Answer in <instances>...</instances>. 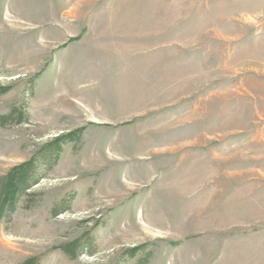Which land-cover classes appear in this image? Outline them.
<instances>
[{"label": "rangeland", "instance_id": "374dc122", "mask_svg": "<svg viewBox=\"0 0 264 264\" xmlns=\"http://www.w3.org/2000/svg\"><path fill=\"white\" fill-rule=\"evenodd\" d=\"M23 105L0 176L82 133L0 264H264V0H0V117Z\"/></svg>", "mask_w": 264, "mask_h": 264}, {"label": "trees", "instance_id": "16d2710c", "mask_svg": "<svg viewBox=\"0 0 264 264\" xmlns=\"http://www.w3.org/2000/svg\"><path fill=\"white\" fill-rule=\"evenodd\" d=\"M5 91H7L6 88L2 89V92ZM12 118L18 122L27 121L25 106L23 105L19 109L14 108L6 116H1L0 125ZM81 133L82 129L80 128L55 137L53 140L44 143L27 161L12 166L4 175L0 176V219L6 210H12L16 206L20 197L32 185L46 175L55 163L63 145L76 141L80 138ZM91 247L92 244L88 241L74 240L65 247V251L68 255L76 256L84 250L91 252ZM140 247L143 245L130 248L126 253L132 257ZM22 264H32V261L26 260Z\"/></svg>", "mask_w": 264, "mask_h": 264}, {"label": "bare ground", "instance_id": "6f19581e", "mask_svg": "<svg viewBox=\"0 0 264 264\" xmlns=\"http://www.w3.org/2000/svg\"><path fill=\"white\" fill-rule=\"evenodd\" d=\"M160 152V151H159Z\"/></svg>", "mask_w": 264, "mask_h": 264}]
</instances>
